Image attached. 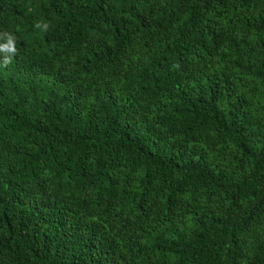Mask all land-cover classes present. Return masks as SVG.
<instances>
[{
  "label": "trees",
  "instance_id": "16d2710c",
  "mask_svg": "<svg viewBox=\"0 0 264 264\" xmlns=\"http://www.w3.org/2000/svg\"><path fill=\"white\" fill-rule=\"evenodd\" d=\"M6 30L0 264H264V0H0Z\"/></svg>",
  "mask_w": 264,
  "mask_h": 264
},
{
  "label": "clouds",
  "instance_id": "9594fccd",
  "mask_svg": "<svg viewBox=\"0 0 264 264\" xmlns=\"http://www.w3.org/2000/svg\"><path fill=\"white\" fill-rule=\"evenodd\" d=\"M34 27L43 32H48L50 22L35 21ZM20 55L18 39L11 31L0 32V66L8 67Z\"/></svg>",
  "mask_w": 264,
  "mask_h": 264
}]
</instances>
